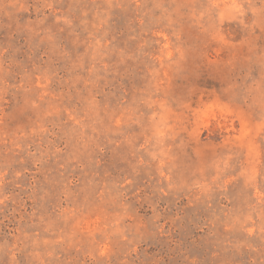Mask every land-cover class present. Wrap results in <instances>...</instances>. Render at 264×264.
I'll return each mask as SVG.
<instances>
[{
  "label": "rangeland",
  "instance_id": "obj_1",
  "mask_svg": "<svg viewBox=\"0 0 264 264\" xmlns=\"http://www.w3.org/2000/svg\"><path fill=\"white\" fill-rule=\"evenodd\" d=\"M0 264H264V0H0Z\"/></svg>",
  "mask_w": 264,
  "mask_h": 264
}]
</instances>
